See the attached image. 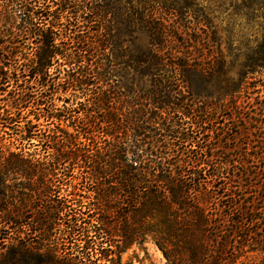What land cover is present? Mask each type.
<instances>
[{
	"label": "trees",
	"instance_id": "1",
	"mask_svg": "<svg viewBox=\"0 0 264 264\" xmlns=\"http://www.w3.org/2000/svg\"><path fill=\"white\" fill-rule=\"evenodd\" d=\"M141 1L127 0L122 12L116 0H59L57 11L47 0H0V95L12 87L0 128L17 137L15 149L0 146V231L23 233L32 212L30 233L47 241L63 220V235L79 243L77 253L58 255L31 242L5 245L0 236V264H124L122 254L147 240L168 264H264V172L230 167L233 159L218 150L232 147L223 145L221 129H209L219 112L243 119L246 76H264V15L262 38L233 77L224 58L216 65L178 59L174 29L158 16L162 4ZM62 13L78 50L56 43ZM26 39L35 42L32 55L20 48ZM211 39L219 42L216 30ZM55 64L69 67L62 82L49 74ZM61 91H70L63 102L71 108H56ZM30 106L37 122L52 127L25 121L17 131ZM258 107L264 111L263 99ZM259 144L261 151L263 138ZM240 157L245 169L260 158ZM76 168L90 194L54 199L53 178Z\"/></svg>",
	"mask_w": 264,
	"mask_h": 264
},
{
	"label": "rangeland",
	"instance_id": "2",
	"mask_svg": "<svg viewBox=\"0 0 264 264\" xmlns=\"http://www.w3.org/2000/svg\"><path fill=\"white\" fill-rule=\"evenodd\" d=\"M51 9L55 11L57 9L56 4L59 0H47ZM141 1V0H140ZM156 0H145L146 3ZM159 4H162V10L159 9L158 16L166 24L170 25L174 29V35L172 37V47L175 55L183 59L184 55H187L192 61L199 62L203 61L205 65L217 64V59L222 60L223 58L229 62V73L233 77H238L242 73L240 63L242 62V56L245 52L253 50L262 38V28L259 22L263 21L261 16L264 15V0H157ZM143 2V1H141ZM117 5L123 12L125 5L129 6L127 0H116ZM248 5L262 6L259 10H252ZM167 6H174L175 13H166ZM122 7V8H121ZM57 11V10H56ZM59 14V13H56ZM61 22L55 27L57 34L56 43L60 46L68 47L71 46V50H78L77 47L73 49L72 40H70L68 34H65V24L67 13L60 14ZM111 20H114L111 17ZM73 19V18H72ZM45 27L49 26V22L45 21ZM123 27V25H122ZM216 30L219 42L211 39V33ZM87 32V31H84ZM68 33V32H67ZM88 35V34H86ZM67 37V38H66ZM146 39L144 38V41ZM124 41V40H123ZM146 42V41H145ZM219 43V44H218ZM126 41L123 42L125 46ZM25 47L23 51L26 54L32 55L35 51L36 45L33 39H26L20 42V48ZM64 68L69 69L67 65L59 67L57 64L53 65L50 69L49 74L55 83L62 82L64 76ZM61 72V73H60ZM247 90L243 93V99L249 98V107H242L241 116L237 118V115L232 114L229 111L219 112L217 114V121L213 125L209 126V129H221L223 132L222 137L232 138L233 135L237 136L234 141L227 142L225 138L222 140L223 145L226 147H232L229 153H224V150L219 149L218 154L222 157H231L233 159L230 167L240 173H249L251 175L264 172V149L259 150L261 139H264V111L261 112L258 107V102L264 100V76L259 73L246 76ZM6 93L0 95L1 107L5 104L4 99H7V93L11 90V85H6ZM40 92L39 88L35 89V94ZM58 99L55 98V105L57 109L64 110L65 107L71 108L70 104H64L63 100L70 97V91H61L56 94ZM79 101H84V98H80ZM214 102V101H213ZM210 104V103H209ZM75 107L72 106V108ZM84 108V106H83ZM5 109H9L5 106ZM12 113L13 110H10ZM3 110L0 111L2 113ZM38 112L35 107L30 106L27 109L21 111V115L24 120L19 124H15L14 128L21 132L24 130L25 121H33L38 124V129L47 130L52 127L50 122H46L41 119L36 121L33 113ZM79 115L77 113L75 116ZM64 128L72 131V128H67L66 124H62ZM261 128V129H259ZM15 133V132H14ZM9 129L0 128V142L1 147L4 149L10 148L15 149L16 146L11 143L15 142L16 135ZM34 139L31 141L34 145L38 144L40 139V132H36ZM214 137V132L211 134ZM216 134L215 138L216 139ZM219 137V136H218ZM221 137V136H220ZM14 139V140H13ZM213 139V140H214ZM215 142V141H214ZM259 146V148H258ZM0 147V150H2ZM37 148V147H35ZM194 149V147L192 148ZM258 151V154H257ZM240 153L245 155V158L257 157L255 160L252 159V163L248 168H243L241 165ZM216 158L215 160H220ZM55 186H53L54 199L58 200L62 197L69 198V193H80L90 194L88 192V185L81 183V174L79 169H74L71 175L66 178L64 174L58 173L53 178ZM254 185L259 184L258 179H253ZM249 182V181H248ZM247 182V183H248ZM258 191L257 189H255ZM254 191V189H253ZM257 193V192H256ZM255 193V194H256ZM251 201L256 200V196L250 197ZM87 201V200H84ZM87 203V202H86ZM71 204V203H70ZM72 210H75V206L72 205ZM78 209V208H76ZM31 217V218H30ZM33 214L28 213V218L23 223H29L25 225L23 233L10 234L11 229L2 228L0 236L5 237V245H9L13 242L23 241L37 244L36 246L41 247L43 250L48 248H54L58 251V255L63 253L75 254L77 248L74 244L79 245L74 238L63 235L64 226L63 220H59L56 223L53 235L49 240H42L38 234L29 232ZM29 226V227H28ZM12 235V236H10ZM11 237V238H10ZM77 238V237H76ZM75 242V243H74ZM3 245V244H2ZM6 247V246H3ZM244 259L241 258L237 264H240ZM122 262L125 264H168L165 257L159 248L151 241L147 240L143 244L133 245L122 254Z\"/></svg>",
	"mask_w": 264,
	"mask_h": 264
}]
</instances>
